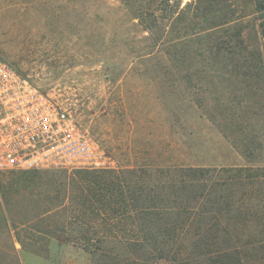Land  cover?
I'll return each mask as SVG.
<instances>
[{
    "label": "rangeland",
    "instance_id": "obj_1",
    "mask_svg": "<svg viewBox=\"0 0 264 264\" xmlns=\"http://www.w3.org/2000/svg\"><path fill=\"white\" fill-rule=\"evenodd\" d=\"M190 1L0 0L1 56L70 110L113 171L39 168L36 183L8 207L0 190L7 218L0 264H21L13 238L55 264H212L217 249L238 251L240 264H264V201L256 191L247 198L239 184H220L237 173L221 168L264 164V99L243 95L224 43L210 54L213 40L200 34L187 44L191 55L180 56L187 42L170 41L177 28L168 14ZM230 3L247 26L242 39L255 44L254 1ZM183 166L209 169L205 185L186 189ZM15 171H0V182ZM93 176L117 177L123 210H73L78 193L89 197L80 184ZM229 187L236 201L226 210Z\"/></svg>",
    "mask_w": 264,
    "mask_h": 264
},
{
    "label": "trees",
    "instance_id": "obj_2",
    "mask_svg": "<svg viewBox=\"0 0 264 264\" xmlns=\"http://www.w3.org/2000/svg\"><path fill=\"white\" fill-rule=\"evenodd\" d=\"M169 1V0H167ZM255 3L256 12H259V19L261 18L258 26L259 29H256L255 25V35L256 42L248 43L247 40L242 39L243 31L247 26L242 25L241 16L237 14V11L233 9L230 0H194L186 3L183 8L178 9L171 15L168 14V26L172 25L173 29H176L175 35L170 41L174 42H187L185 47L181 50L180 56H190L192 53L189 44L191 38L203 34L206 38V42L213 40L207 44L208 52L211 54H218L217 46H220V42L224 43L226 54L225 59L230 62L233 66H238V69L230 68L228 69L230 74H237L240 77L241 91L245 97L251 95L257 98L256 104H259L261 99H264V53L262 51L260 40H264V0H253ZM195 4V11H191V15L188 16V10L191 5ZM168 6V4H167ZM179 22H184L181 27L178 29L177 25L174 27V24ZM167 25V24H166ZM173 31V30H172ZM218 33V36H215ZM177 45L174 44L173 47ZM220 47L218 48V50ZM1 55V54H0ZM238 57L240 60L236 63H233L234 58ZM189 59V58H186ZM175 61V60H174ZM13 67L24 75L21 70L12 63ZM25 76V75H24ZM248 144H245V148L241 152L247 154L248 150L246 149ZM248 159V158H247ZM249 161L250 160L249 158ZM16 175H12L7 178L6 181L0 182V190L4 197V202L6 207L9 205L12 196L17 194L20 189L30 190L29 186L36 183L35 178L39 173V168H30V169H15ZM99 170H107L108 172H113L111 169L104 168ZM180 172H182L181 183L187 189L193 187L194 185L200 183H206V176L209 169L197 168L191 166L179 167ZM225 172H237L228 174L225 179L220 181L221 185L229 186V184H239L243 187V193L245 192L247 198H250L252 194L256 191L261 197L260 200L264 201V196L261 195L262 189H264V164L256 166H245L234 168H225L222 169ZM195 175H198L195 177ZM87 177V175H86ZM198 182V183H197ZM80 188L88 190L89 197L78 193L75 196V207L73 210L79 215L87 213H116L123 210L124 205L120 202L123 196L122 187L120 182L111 178L110 181L100 179L99 176H93V180H87L80 184ZM251 188L248 190V187ZM189 190V189H188ZM207 190L204 191L203 195H207ZM228 200L225 201L226 210L233 206V201L235 202L234 189L230 187ZM222 198V197H221ZM262 201V202H263ZM62 202V201H61ZM120 204V205H116ZM1 204V203H0ZM2 205V204H1ZM62 204L59 203L58 206ZM5 208L0 206L1 212V222L6 224L7 218L5 217ZM150 208V207H149ZM224 208H220V211H223ZM51 209H46L43 211V214H47ZM134 211H144L142 207H134ZM216 222H214V229L221 226L219 219L216 217ZM26 225V224H23ZM44 229H36L38 233L47 232L48 225L45 224L42 226ZM56 228V226H54ZM47 228V229H46ZM57 229V228H56ZM17 241L25 247L24 241L18 239ZM124 242H139V239H126ZM261 242V241H260ZM220 247L219 245H216ZM215 254H211L213 257L212 264H240L241 258L238 251L234 254H227L223 249H217L213 251ZM215 255V257H214ZM211 258V259H212Z\"/></svg>",
    "mask_w": 264,
    "mask_h": 264
},
{
    "label": "built area",
    "instance_id": "obj_3",
    "mask_svg": "<svg viewBox=\"0 0 264 264\" xmlns=\"http://www.w3.org/2000/svg\"><path fill=\"white\" fill-rule=\"evenodd\" d=\"M51 167L108 168L99 142L70 110L0 55V171Z\"/></svg>",
    "mask_w": 264,
    "mask_h": 264
},
{
    "label": "crops",
    "instance_id": "obj_4",
    "mask_svg": "<svg viewBox=\"0 0 264 264\" xmlns=\"http://www.w3.org/2000/svg\"><path fill=\"white\" fill-rule=\"evenodd\" d=\"M11 241L13 245L12 248L15 250V252L17 251V256L19 257L21 264H55L49 259L41 257L32 251L23 250L15 238H13Z\"/></svg>",
    "mask_w": 264,
    "mask_h": 264
}]
</instances>
